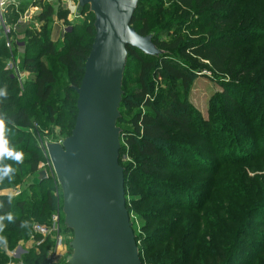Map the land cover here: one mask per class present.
Returning <instances> with one entry per match:
<instances>
[{
	"label": "trees",
	"instance_id": "16d2710c",
	"mask_svg": "<svg viewBox=\"0 0 264 264\" xmlns=\"http://www.w3.org/2000/svg\"><path fill=\"white\" fill-rule=\"evenodd\" d=\"M39 8L36 20L42 26L36 32L27 30L21 63L34 79L22 93L5 70L10 52L0 30V88L8 93L0 97L4 138L8 147L27 156L24 163L33 174L43 154L30 148L29 134L15 128H30L36 116L39 124L47 119L62 127L65 138L71 135L78 114L76 89L96 33L89 7L81 13L88 9L91 22L77 26L69 24L67 11L56 14L50 5ZM55 15L71 27L62 46L51 38L49 25ZM15 19L17 14H12L9 22ZM132 27L141 36L152 35L162 52L149 56L128 49L117 122L126 207L137 241L143 244L138 245L142 264H264V233L257 229L264 226V186L246 181L244 193L234 195L230 187L220 185L221 170L227 166L243 168L258 160L264 172V60L243 55L249 49L264 52L255 50L264 43V0H139ZM201 62L222 77L223 91L211 100L214 115L207 121L189 100L193 68ZM159 78L165 88L155 93ZM73 95L76 98L69 101ZM139 107L145 111L132 117V131L124 135L122 114ZM217 138L222 146L215 148ZM122 153L131 162L124 164ZM261 179L264 183V176ZM54 183L51 178L33 184L34 195L41 186L48 190L44 195L40 191V199L28 206L23 195H0V264L7 261L2 246L30 234L51 252L56 240L34 235L32 224L46 226L54 212L62 217V233H71L73 239L64 225L62 192ZM9 213L12 221L6 219ZM133 217L144 223L140 234ZM37 257L26 264H49L44 262L49 255Z\"/></svg>",
	"mask_w": 264,
	"mask_h": 264
},
{
	"label": "water",
	"instance_id": "95a60500",
	"mask_svg": "<svg viewBox=\"0 0 264 264\" xmlns=\"http://www.w3.org/2000/svg\"><path fill=\"white\" fill-rule=\"evenodd\" d=\"M8 1L19 5L32 0ZM69 1H78L81 11L90 8L96 33L76 89L75 127L61 144L47 146L62 191L64 225L73 232V253L66 264H142L126 207L117 122L128 49L149 56L162 52L152 35L141 36L132 27L139 0Z\"/></svg>",
	"mask_w": 264,
	"mask_h": 264
},
{
	"label": "rangeland",
	"instance_id": "374dc122",
	"mask_svg": "<svg viewBox=\"0 0 264 264\" xmlns=\"http://www.w3.org/2000/svg\"><path fill=\"white\" fill-rule=\"evenodd\" d=\"M46 5L52 6L56 14L58 12L67 11L69 13L68 22L71 25H75V26L82 25L87 20L91 22V19L89 18L90 13L88 9L85 10L84 13H81L78 1L32 0L31 2L26 1L24 3L16 5V7L10 8L8 14L9 17H11L12 14H17V19L13 20L10 24L14 30V34H15L14 40L16 42L14 46L15 47L14 56H16L17 59H19L20 61L19 67L23 75V79H21L22 80L21 83L19 82V79L17 77L14 78L16 80V85L17 88L19 89V93H22V90H24L25 84L27 82H31L34 79V77L31 75L29 71L23 70L21 68V63L23 59L22 56L24 54V49L26 48V43L24 42L26 40V32L27 30L36 32L41 29L42 24L36 20V16H38L41 13V8H39V6L43 7ZM167 6H169V4H167ZM25 15H27L28 19L27 18L25 19L24 17ZM53 19L54 20L52 24L49 25V28L52 31L51 38L55 44L62 46L64 34L67 31H69L71 27L67 25L64 21L60 20L56 15L53 16ZM17 48H19L20 50L19 52L17 51ZM256 49H264V43L263 45L255 47V50ZM243 55L244 57L249 58L251 61L257 58L264 60V52L258 54V52L249 49ZM10 57L6 61L5 70ZM193 70L195 74L194 76L195 79L192 82L191 90L189 92V100L193 108L199 112L200 117L207 121L211 119L212 116L214 115L213 112H211V108L214 106V103L211 100L215 98V96H217L218 93L223 91L221 85L219 84V80L222 77L216 75L213 72V70L209 67V65L204 62L195 65ZM10 74L12 77V73ZM132 78H135L134 74ZM156 81L157 83L155 84L156 87L155 93L158 92L159 87H162L160 85L163 82L161 78H159ZM136 86L137 85H134L132 89L135 88ZM162 88H165V86L163 85ZM75 98L76 97L73 95L72 97H70L69 101L74 100ZM36 110L38 112H41L39 108H37ZM67 110L68 107L65 108V112H67ZM141 110L144 112L145 108L141 107L140 109L139 107L132 112L125 111L122 114L123 123L121 124V128L124 132V135L132 131L130 120L138 111ZM54 118H56V116ZM234 122L237 121L235 120ZM65 123L70 124L68 121ZM43 125L45 126L43 127ZM15 130L19 131L21 135L29 134L32 139L30 148H34L35 150L41 151L44 158L39 164L38 172L34 174L30 173V167L24 163L25 158L27 157L25 155H23L24 156L23 161L19 163L16 161H11L9 163L7 160H1L0 166H2L3 164H10L13 167L14 172L11 174L12 179H8L7 177L0 179V195L10 196L12 198L23 195V198L25 199L28 206L32 204V201L37 202L40 199L39 197L40 191L43 192L44 190H48L46 189V187L41 186L38 188L39 191L36 195H34L36 191L31 190V186L33 184L39 186L41 183L40 180L44 177L48 176V179L52 178L55 181L54 186L57 187V190L59 192L61 191V187L57 181V178L52 168V164L49 159L47 146L51 143L61 144L65 139V134L63 133V129L61 126L55 123H49L47 119L44 120L43 124H39L38 121H36V116H35V121L30 128L27 129L15 128ZM217 139L213 145L215 148L222 146V142H220V140ZM193 145H198V142L197 144H193ZM123 147H126L124 141H123ZM225 150L226 149L222 150V152H226ZM122 157L124 164H128L129 162H131V159L128 157L127 153H122ZM257 163L258 160H255L252 163L248 162L242 164L244 165L243 168H240V166H236V165L225 167L224 169L221 170L220 173V175L224 178L222 181H220L221 182L220 185L221 186L223 185L225 187H230V189L234 191V195H236L237 193H244L243 189L247 187L245 183L246 181L249 183L253 181L259 182L261 183L260 187H263L264 183L262 182L263 180L261 179V176H264V172L261 171L262 167L259 166ZM47 188L51 189L52 186L48 185ZM58 191H55L54 193L59 194ZM57 216L60 217V214L55 212L52 213L50 220L46 222L45 224L46 226H44V228L49 229L50 233L48 234V237L54 238L55 240L56 239L59 240V237H62L59 247L56 248L55 245V248L51 250L49 254L48 249L45 250L40 247L42 241L36 240L32 236L33 234H30L27 235L25 238L15 241L13 245L2 246L1 251L5 254L7 258L6 264H26L27 260L32 258L36 259L38 258L37 256L39 255L43 256V254H46L47 256L51 254L55 255L53 262L48 259L49 257H47L44 261L45 263L47 262L49 264H66L69 256L72 255L73 253V251L70 248V243L72 241V234L62 233V229L61 231L56 232L57 224L54 223V217ZM61 218L59 219L60 221ZM131 220L135 222L136 231L138 232V234H140L139 228L144 223L138 222L137 219H135V217L131 218ZM33 224H32V228H33V233L35 232L34 233L35 235L37 233L34 230V228L36 226H42V225H39L37 223H35L34 225ZM59 225L61 227V222ZM257 229H259L260 232L264 233V226ZM142 245H143L142 243H139V248H141Z\"/></svg>",
	"mask_w": 264,
	"mask_h": 264
},
{
	"label": "built area",
	"instance_id": "2783aa9c",
	"mask_svg": "<svg viewBox=\"0 0 264 264\" xmlns=\"http://www.w3.org/2000/svg\"><path fill=\"white\" fill-rule=\"evenodd\" d=\"M16 7V5L11 4L8 0H0V28H1V32H2V36L5 40V44L7 49L10 52V59L6 65V70L10 73H12V77L13 78H18L19 82L21 83V79H23V75H22V71L20 70V61L19 59H17L16 56H14L15 53V40H14V30L9 22V11L10 8ZM12 10V9H11ZM28 15V14H27ZM27 15H25V19L27 18ZM28 19V18H27ZM23 21V20H22ZM25 21V20H24ZM24 23V22H23ZM21 24V23H20ZM17 27V26H16ZM18 51L19 48H17ZM56 219V220H55ZM54 223H56V232L61 231V227H60V220L59 217H54ZM34 230L36 231V233H38L39 235H41L44 239L46 237H48L49 229L48 228H44V226H36L34 228ZM61 239L62 237H59V240L56 239V248L59 247L60 243H61ZM54 254L49 255V260L53 262L54 259Z\"/></svg>",
	"mask_w": 264,
	"mask_h": 264
},
{
	"label": "clouds",
	"instance_id": "9594fccd",
	"mask_svg": "<svg viewBox=\"0 0 264 264\" xmlns=\"http://www.w3.org/2000/svg\"><path fill=\"white\" fill-rule=\"evenodd\" d=\"M7 89L0 88V97L7 96ZM5 132V118L0 117V157L5 159H11L16 162L23 161V153L21 151H16L10 147H8V141L4 138ZM14 172L13 167L10 164H3L0 166V179L7 177L8 179H12V173ZM0 219H4V217H0ZM7 220L12 221L13 216L9 213L6 217ZM25 227H27V221L24 222Z\"/></svg>",
	"mask_w": 264,
	"mask_h": 264
}]
</instances>
